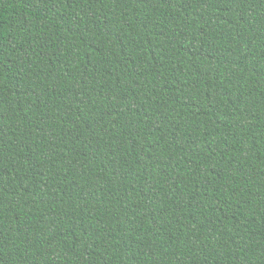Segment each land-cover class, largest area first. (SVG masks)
<instances>
[{"label":"trees","instance_id":"16d2710c","mask_svg":"<svg viewBox=\"0 0 264 264\" xmlns=\"http://www.w3.org/2000/svg\"><path fill=\"white\" fill-rule=\"evenodd\" d=\"M0 264H264V0H0Z\"/></svg>","mask_w":264,"mask_h":264}]
</instances>
